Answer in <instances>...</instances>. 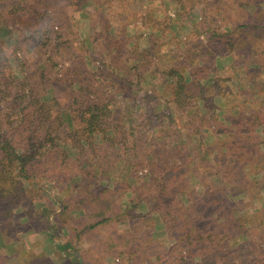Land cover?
<instances>
[{
    "label": "trees",
    "instance_id": "obj_1",
    "mask_svg": "<svg viewBox=\"0 0 264 264\" xmlns=\"http://www.w3.org/2000/svg\"><path fill=\"white\" fill-rule=\"evenodd\" d=\"M74 1L0 0V29L10 32L17 27L18 31L11 45L0 39V226L17 217L18 207L30 220L33 200L38 199L43 201L36 210L38 223L31 219L23 231L49 233L63 257L57 264L103 263V255L85 261L88 251L76 246L86 230L110 223L123 226L120 238L106 232L113 247L134 248L116 254L115 264L126 259L130 264L259 261L264 247L254 245L253 237L264 239V232H252V225L260 222L255 230L264 225V211L252 212L254 192L259 189L243 172L257 161L258 149L254 157L245 144L235 146L236 136L242 138L253 130L241 133L243 113L226 110L221 116L222 109L214 101L216 96H226L212 45L224 35L217 28L222 25L207 26L226 22L232 34L237 28H248L236 27L222 15L227 8L249 7L252 16L262 10V0L204 2L201 20L191 28L198 42L178 39L174 50L184 49V60L177 61L173 54L165 63L160 52L166 54L167 40H161L171 31L172 41L177 32L169 16L162 22L151 19L163 13L155 10L157 0H85L80 6ZM180 3L160 0L158 5L166 10ZM131 4L149 31L145 47L126 31L125 24L115 23L117 8L126 10ZM88 5L96 14L87 12ZM93 15L98 21L92 20ZM76 16L93 21L84 39L75 38ZM243 34L248 38V33ZM243 39L237 34V42ZM228 46V51L234 49L233 43ZM232 61L235 68L237 63ZM252 116L248 119H256ZM261 125L257 120L252 129ZM210 134L213 140L208 139ZM259 169L264 172V167ZM193 179L200 189L192 186ZM44 180L61 182L79 194L67 192L56 198V213L54 201L33 196V187L39 185L41 190ZM240 194L254 201L237 199ZM140 206L148 207V212H139ZM69 213L77 215L69 218L75 222L63 225L62 218ZM152 215L158 217L167 237L174 238L168 250L163 244L155 249L149 231L143 245L138 244L142 237L128 238L141 227L135 220ZM1 243L0 264H17ZM33 251L25 247L19 260L55 264L40 249Z\"/></svg>",
    "mask_w": 264,
    "mask_h": 264
},
{
    "label": "rangeland",
    "instance_id": "obj_2",
    "mask_svg": "<svg viewBox=\"0 0 264 264\" xmlns=\"http://www.w3.org/2000/svg\"><path fill=\"white\" fill-rule=\"evenodd\" d=\"M59 1V0H57ZM160 0H157V7L156 11H159L163 9V13L159 14L158 12L155 13L153 16H151V19L153 21L162 22L165 21L164 19L166 16H169L171 19H173V30L177 32V37L175 36L174 39H172L173 32H165L167 34H164V38L161 40L162 42H165L166 40V47L164 48L166 50V54L161 51V60L164 59V63L169 60V57L173 54H175L173 57L176 58L177 61L184 60L183 58V50L175 51V43L177 40H182V42H185L186 40H190L192 43L198 42L195 41L196 35H194L193 31L191 30L192 24H194L196 21H200L201 19V9L204 6V2L210 3L209 0H193V3L187 0H181V3L175 6H170L166 10L163 7V4L160 6L159 4ZM228 1V0H226ZM237 1V0H235ZM75 4H78L79 6L81 4H84L86 1L83 0H75ZM246 2V1H242ZM262 2V3H261ZM260 3L262 4V10L259 13H254L249 15L251 9H248L249 7H246V9H243L242 7H235L234 8H227V10L223 13L222 16L226 17L228 21L232 23V25L239 27V26H248V28H237L238 32L232 34V26L231 27H225V23L219 24H210L207 27L210 26H220L218 28V32L221 33L222 36L221 39H216L212 43L214 46V54H215V65L217 66L218 70L216 73L218 74V77L220 79V87L225 89L226 96L225 97H215V103L219 105L220 110L219 113H222L221 116H224V112L226 110H229L231 112L236 113L239 109L240 112L243 113L245 117H242L241 121V133L247 134L250 130H253L252 133H249L248 135H243L242 138L236 136L237 143H235V146L239 148L241 144H245L248 146L249 149H251L252 156L255 157V149H258L257 153V161H253L251 165L246 166L244 168V171L249 177V179L258 185V189L256 192H254V198L255 201L250 198H243L242 194L237 196L236 198L242 197L243 200H252L255 202L256 205L255 209L252 212H259V208L261 211H264V172L261 171V167H264V28L262 29H252V27L258 26V27H264V0H262ZM259 3V4H260ZM209 7L207 8L209 12ZM133 5L131 4L126 10H121L117 8V12L115 13L117 15V20H115L116 24H125V29L129 33L134 34L137 38V42L139 43L140 47H145L148 43V37H149V31L144 29V25L140 24L139 18H141V13H138L137 15H134L133 11ZM243 9V11L241 10ZM87 12H92L93 14H96L92 7L89 5L86 7ZM140 16V17H139ZM125 18L127 21H125ZM76 24L74 25V32H76L77 35H75V38L84 39L88 36L90 27L93 26V21H98V18L96 15L92 16V20L90 17H81L76 16L75 18ZM254 21L256 24H249V22ZM128 22V23H127ZM96 29L100 28V24L94 25ZM229 26V25H228ZM21 28V25L20 27ZM211 28V27H210ZM244 30V31H242ZM242 31V32H241ZM241 32V33H240ZM17 27L14 31H7L6 29H0V39L4 42L5 46L11 45L16 42L17 39ZM243 33H248V35H245ZM157 35H160V33H156ZM227 34V35H226ZM237 34H240V38H244L243 41L237 42ZM186 38V39H185ZM188 38V39H187ZM199 38L203 41L205 40V37H202L201 35ZM234 44V49L232 51L229 50L228 43ZM187 45L184 46L180 45V48H185ZM230 52V53H227ZM244 53V54H243ZM229 54V55H228ZM170 55V56H169ZM234 59V62L237 63L235 68H232V60ZM10 61L15 66V72L16 74H20V70L17 66V63L15 61L14 57H11ZM176 62V61H174ZM249 72V73H248ZM169 80V79H166ZM205 82H210V78H206ZM163 103V100L160 101ZM138 109V107H137ZM143 113V112H141ZM138 114L140 115V112L138 111ZM250 115H253L252 117L256 119H248ZM144 116V115H143ZM142 117V116H141ZM240 117H234V119H239ZM225 119V118H224ZM257 120L262 122L261 126H257L254 129H252L253 122H257ZM229 121H225L224 125L229 124ZM249 122V124H247ZM247 124V125H246ZM229 126V125H228ZM235 130V129H234ZM246 132V133H245ZM153 132L151 131L149 135H151ZM214 134H210L209 138H214ZM152 136V135H151ZM158 136V135H156ZM250 136V137H249ZM235 139V137H234ZM210 140V139H209ZM211 140V141H212ZM255 140V144H254ZM256 145V148L254 146ZM74 151H72L73 153ZM256 160V159H253ZM192 179V178H191ZM41 183V182H40ZM44 187L40 190L39 185L33 187V193L35 195L40 194L41 196L45 197L46 199H51L54 201L53 203V209H56L55 212H59L58 205L56 202V198L60 197L62 194H65L67 192H70V194H74L75 196L78 195L75 188L73 190L69 188L68 185L63 187V183L59 182H53L44 180L43 181ZM199 184L195 182V179L192 180V186L197 189H200L198 186ZM111 188L113 185H110ZM32 196V197H33ZM128 196V195H127ZM128 198V197H127ZM43 201H40L38 199H34L33 203L34 206L32 207V211L30 213V220L28 217L24 216V211L22 207L15 208L14 214H16V218L13 217V219L9 220L10 224H7L4 226H0V238H1V246H3V249L7 254L10 255L12 260L16 262L17 264H25L24 262L20 261V255L22 254V251L25 247L32 248L33 252H37L38 249H40L42 252H44L45 256L47 257V261L53 262L55 264L62 262L63 257L57 250V248L54 245V242L52 241V237L49 235V233L44 231H39L36 233L26 234L23 230L24 227L27 226L28 221L32 222L34 224L38 223V216L36 215V210H39L41 207ZM77 212L81 211L79 208H77ZM139 212L142 214H146L148 212V207L140 206ZM55 214V213H54ZM264 215V214H262ZM58 216V215H57ZM70 216H73L74 218L77 217L73 213H69L64 215L62 218L63 225H71L75 221H70ZM57 218V217H56ZM60 220L61 217H58ZM140 223L139 228L134 229L129 235L131 239L142 237V239L138 242V244L143 245L144 239H146L145 236H147V231H149V235L151 236L153 240V246L155 249H160L162 244L165 250L170 249L172 245L174 244V238H168L167 233L160 221L158 220V217H155L154 215L149 217L141 216L137 220H135ZM260 222L256 221L252 225V232H264V225L261 226L260 229L255 230L254 226H257ZM116 223H110V226L107 227H97L93 230H86L84 234L81 236L80 243L77 244L76 248L80 251L87 250V258L85 261L90 257V259L95 258L94 260H98L99 257H102L103 255V263L96 262L95 264H115L116 262H119V258L116 254H119L120 251H124V248L127 249L128 247L131 248L132 251H134V248H132V245H118V247H113L112 240H108L106 232L108 230V236H116L117 238H120L121 234L119 233L120 230L123 229V226H117ZM127 227V225H126ZM40 229L39 227L37 230ZM68 233V231H65ZM30 235V236H29ZM175 237H177L175 234H173ZM74 236V234H72ZM106 238V239H105ZM96 242V243H95ZM255 242L257 243V247L263 248L264 247V239L253 237V243L255 245ZM21 248V249H20ZM174 248L175 245H174ZM130 250V251H131ZM18 254V255H17ZM8 255V256H9ZM126 255V254H125ZM256 257V254H255ZM127 258V257H124ZM262 260L263 262H261ZM131 261L124 260V264H130ZM93 264V262H91ZM250 264H264V257L260 258L259 261L255 263V260L252 259Z\"/></svg>",
    "mask_w": 264,
    "mask_h": 264
}]
</instances>
